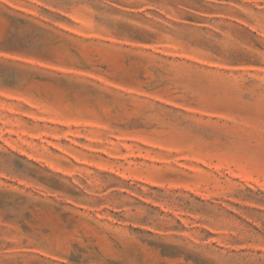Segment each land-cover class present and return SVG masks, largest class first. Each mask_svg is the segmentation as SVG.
Masks as SVG:
<instances>
[{"label": "rangeland", "instance_id": "374dc122", "mask_svg": "<svg viewBox=\"0 0 264 264\" xmlns=\"http://www.w3.org/2000/svg\"><path fill=\"white\" fill-rule=\"evenodd\" d=\"M0 264H264V0H0Z\"/></svg>", "mask_w": 264, "mask_h": 264}]
</instances>
